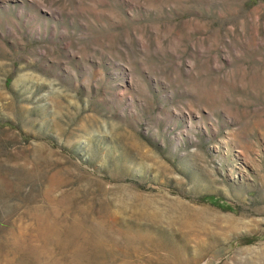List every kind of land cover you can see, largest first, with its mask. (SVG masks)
I'll use <instances>...</instances> for the list:
<instances>
[{
	"label": "rangeland",
	"instance_id": "rangeland-1",
	"mask_svg": "<svg viewBox=\"0 0 264 264\" xmlns=\"http://www.w3.org/2000/svg\"><path fill=\"white\" fill-rule=\"evenodd\" d=\"M0 264H264V0H0Z\"/></svg>",
	"mask_w": 264,
	"mask_h": 264
},
{
	"label": "trees",
	"instance_id": "trees-1",
	"mask_svg": "<svg viewBox=\"0 0 264 264\" xmlns=\"http://www.w3.org/2000/svg\"><path fill=\"white\" fill-rule=\"evenodd\" d=\"M205 200H207V201H211L212 198H211V197H207V198H205Z\"/></svg>",
	"mask_w": 264,
	"mask_h": 264
}]
</instances>
